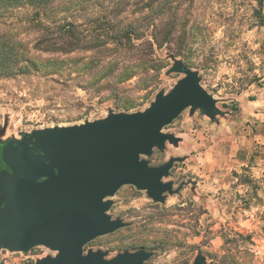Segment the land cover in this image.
I'll list each match as a JSON object with an SVG mask.
<instances>
[{
	"label": "rangeland",
	"instance_id": "1",
	"mask_svg": "<svg viewBox=\"0 0 264 264\" xmlns=\"http://www.w3.org/2000/svg\"><path fill=\"white\" fill-rule=\"evenodd\" d=\"M129 1L122 5L121 19L134 25L141 5ZM102 6L106 14L115 4L104 0ZM173 12L178 25L170 47L154 48L151 62L134 67H130L132 57L106 55L104 78L87 82L46 58H76L90 52L62 54L32 48L36 29L11 18V31L28 43V54L36 56V65L0 77V126L8 117L0 137L94 120L106 116L108 108L126 111L124 104H132L127 111L144 109L157 91L167 92L183 76L165 74L172 64L165 52H172L198 71L201 85L217 99L219 114L212 121L199 111L190 116L186 109L164 127V132L182 141L178 147L167 143L163 151L154 150L151 161L159 164L171 156H184L174 163L168 178L174 186L183 182L182 188L164 203H155L143 190L122 186L111 197L109 213L122 217L127 225L97 237L85 250L101 248L112 257L142 246L155 251L144 264H190L201 251L207 264H217L216 255L231 247L225 264H264V0L261 4L257 0H183ZM92 16L85 10L75 15L74 22L81 24L79 32L97 24ZM46 23L54 27L59 21ZM156 58L163 66L158 71L151 66ZM110 61L115 64H105ZM47 254L54 252L36 246L25 254H14L15 261L8 264H32Z\"/></svg>",
	"mask_w": 264,
	"mask_h": 264
},
{
	"label": "water",
	"instance_id": "2",
	"mask_svg": "<svg viewBox=\"0 0 264 264\" xmlns=\"http://www.w3.org/2000/svg\"><path fill=\"white\" fill-rule=\"evenodd\" d=\"M165 54L172 60L165 74L183 76L167 92L157 91L144 109L108 108L104 117L21 131L0 144V249L25 254L44 246L54 252L32 264H144L155 254L141 247L108 257L107 250L85 247L127 225L109 213L122 186L143 190L155 203L182 188L183 182L174 186L168 178L184 156L150 163L154 150L182 141L164 127L186 109L212 121L219 114L198 71ZM7 123L6 116L2 132ZM190 264H207V257L197 251Z\"/></svg>",
	"mask_w": 264,
	"mask_h": 264
},
{
	"label": "trees",
	"instance_id": "3",
	"mask_svg": "<svg viewBox=\"0 0 264 264\" xmlns=\"http://www.w3.org/2000/svg\"><path fill=\"white\" fill-rule=\"evenodd\" d=\"M182 1L134 0L132 4L141 7L137 9L138 22L133 25L125 24L121 19L122 5L128 4L129 0H110L115 7L106 14L102 6L104 0H0V77L16 75L25 65H36V56L28 54V43L11 31L12 22L9 20L13 17L26 21L29 26L36 29L37 35L32 48L62 54L75 51L90 52L87 56L46 58V61L54 63V67L64 69L69 75H74L83 82L96 78L95 81H98L99 77L104 78L106 55L115 56L116 53L123 59L132 57L133 63L130 67H134L151 62L150 54H153L154 48H161L164 45L170 47L178 25L177 15L173 10H176ZM257 1L261 4L263 0ZM95 7H99L98 11ZM83 10L93 14L92 17L97 24L91 30L79 32L81 24L74 22V18ZM20 14L24 17L17 18ZM47 20L59 23L53 27L46 23ZM169 53L173 55L172 52ZM156 60V64L151 66L156 67L158 71L163 66L160 59ZM111 63L115 64L112 61L105 62ZM128 67L124 70L127 71ZM130 75L129 73L125 76V79ZM131 106L132 104H124L122 107L127 111L132 108ZM149 159L152 163L151 156ZM231 251V247H226L222 255L215 254L219 260L217 264H225V259L232 255Z\"/></svg>",
	"mask_w": 264,
	"mask_h": 264
},
{
	"label": "built area",
	"instance_id": "4",
	"mask_svg": "<svg viewBox=\"0 0 264 264\" xmlns=\"http://www.w3.org/2000/svg\"><path fill=\"white\" fill-rule=\"evenodd\" d=\"M4 252V253H3ZM23 254L22 252L8 251L6 249H0V264H8L15 261L14 254Z\"/></svg>",
	"mask_w": 264,
	"mask_h": 264
},
{
	"label": "flooded vegetation",
	"instance_id": "5",
	"mask_svg": "<svg viewBox=\"0 0 264 264\" xmlns=\"http://www.w3.org/2000/svg\"><path fill=\"white\" fill-rule=\"evenodd\" d=\"M4 126H0V136L1 135H4V132H2V128H3ZM5 131V130H4ZM7 139L8 138H6V137H0V144H4L6 141H7Z\"/></svg>",
	"mask_w": 264,
	"mask_h": 264
}]
</instances>
